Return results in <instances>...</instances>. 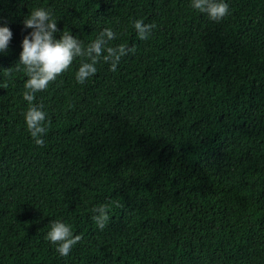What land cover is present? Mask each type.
Instances as JSON below:
<instances>
[{
    "label": "trees",
    "instance_id": "trees-1",
    "mask_svg": "<svg viewBox=\"0 0 264 264\" xmlns=\"http://www.w3.org/2000/svg\"><path fill=\"white\" fill-rule=\"evenodd\" d=\"M225 2L215 22L190 0H0L13 33L0 53V264H264V0ZM36 7L85 44L107 27L136 49L84 84L76 61L37 93L46 147L26 130L16 66ZM136 19L156 25L148 40ZM53 220L82 237L67 257L46 239Z\"/></svg>",
    "mask_w": 264,
    "mask_h": 264
},
{
    "label": "clouds",
    "instance_id": "clouds-1",
    "mask_svg": "<svg viewBox=\"0 0 264 264\" xmlns=\"http://www.w3.org/2000/svg\"><path fill=\"white\" fill-rule=\"evenodd\" d=\"M190 7L215 22L230 15V7L225 0H190ZM57 20L53 12L45 7H36L30 11L23 20V26L31 31L21 41L22 51L16 65L23 66L27 77L23 92V99L28 105L22 113L24 124L34 144L40 147H46L44 137L49 131L51 121L44 106L35 103L37 93L47 90L76 61L79 63L74 79L76 83L84 84L96 75L98 65L106 64L111 72H116L122 58L136 51L135 46L129 47L123 43L113 45L111 42L117 39V33L111 28H103L95 39L85 44L69 30H59ZM132 27L138 38L146 41L156 25L136 19L132 21ZM58 32L59 38L56 35ZM12 35L8 26H0V53L8 51ZM3 71L6 77H10L13 68ZM109 210L108 204H100L93 209L92 219L98 229L104 230L108 225ZM48 229L46 239L61 257H67L82 239L80 235L74 234L71 224L61 220L51 221Z\"/></svg>",
    "mask_w": 264,
    "mask_h": 264
}]
</instances>
